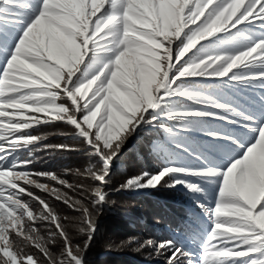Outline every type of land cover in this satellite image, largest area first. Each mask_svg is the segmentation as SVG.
I'll use <instances>...</instances> for the list:
<instances>
[{"label":"snow or ice","instance_id":"1","mask_svg":"<svg viewBox=\"0 0 264 264\" xmlns=\"http://www.w3.org/2000/svg\"><path fill=\"white\" fill-rule=\"evenodd\" d=\"M17 25H22L20 38L0 72V264H85L96 217L109 203L105 187L111 162L127 139L142 125L175 137L202 127L206 118L250 119L198 91L197 79L264 85V38L244 31L255 26L264 32V0H0V29ZM54 122L68 125L70 131L61 135L82 138L97 158L98 163L76 172L91 184L72 185L56 174L32 172V160L21 158L22 153L32 157L47 139L31 130ZM257 133L224 172L167 167L121 188H154L164 181L199 192L180 176L222 179L218 204L208 210L215 227L198 264H264V127ZM40 177L81 198L57 187L49 190ZM32 187L49 192L78 216L61 218ZM33 200L42 206L38 214ZM25 217L33 223L26 225ZM62 219L77 222L82 245L73 243ZM36 222L48 223L47 238ZM57 240L63 241L59 256L48 247ZM29 247L38 254L25 251ZM140 247L154 248L158 255L171 251L168 264L191 255L171 241L146 240Z\"/></svg>","mask_w":264,"mask_h":264},{"label":"trees","instance_id":"2","mask_svg":"<svg viewBox=\"0 0 264 264\" xmlns=\"http://www.w3.org/2000/svg\"><path fill=\"white\" fill-rule=\"evenodd\" d=\"M156 129L158 131L146 126L140 131L137 130V133L131 136L134 138L131 147L123 154V149L131 143L129 137L118 156L112 160L114 172L109 174V183L105 187L109 203L102 206L96 217L95 226L101 227L99 231H95L85 252V264H165L160 261L158 254H155L154 248H141L140 245L146 240H154L157 244L171 241L175 248L193 252L196 256L199 254L196 250H202L208 240L211 234L210 218L205 215L204 209L199 205L202 204L200 202L193 201L196 209L190 210L187 206V194L181 189L168 187L164 181L149 191L121 188L122 184L143 173L154 176L164 166L179 162L182 153L173 150L178 148L169 144L160 127L156 126ZM68 131L69 126L63 122L44 124L32 129L33 136L46 135L47 139L36 146L41 150L35 151L32 157L22 153L21 158L32 160L30 169L32 172L56 174L72 185L91 184V181H84L78 177L76 172H83L90 163H98L97 158L89 155L88 147L82 143V138L61 135ZM159 143L162 145H158ZM46 145H69L75 150H53L45 148ZM206 155L215 158L213 164L216 168L219 164L221 167L224 166L225 161L222 159L223 163H220L222 161L218 160L214 153ZM222 157L227 159L226 156ZM38 179L48 184L53 182L46 177ZM167 179L166 177L165 180ZM60 190L73 199L81 198L68 188L61 187ZM210 192L213 191L209 190L207 194L213 198L210 203L213 204L216 196ZM34 194L48 201L61 218L78 216L73 209L49 193L35 190ZM62 223L66 226L73 243L82 245L85 237L79 234L75 226L77 222L73 220L69 223L68 219H62ZM40 225L41 235L47 238L48 223L43 222ZM62 244V240H57L55 244L49 243L48 247L59 256ZM25 251L38 254L34 247L26 248ZM40 258L43 259L42 255Z\"/></svg>","mask_w":264,"mask_h":264},{"label":"rangeland","instance_id":"3","mask_svg":"<svg viewBox=\"0 0 264 264\" xmlns=\"http://www.w3.org/2000/svg\"><path fill=\"white\" fill-rule=\"evenodd\" d=\"M240 27L244 28V26ZM0 31L4 32L3 38L0 39V72H2L9 54L14 48L16 41L20 38L22 25L6 26L3 29H0ZM244 31L245 34L251 36L252 38H264V32L259 31L255 26L248 27L244 29ZM222 35L224 34H217V36ZM183 37L184 33H182L181 39H183ZM81 67H83V65ZM195 83L197 85L198 91L206 95L218 98L221 102L231 105L234 109L240 111L244 115H247L250 119L248 121L235 122L236 118L234 117L230 120L206 118L202 121V127L192 128L188 129L187 131L177 133L175 137H170L162 129V134H164L165 138L168 139L169 144L175 148H178H173V150H179L182 153L180 154L182 156L180 159H178V163L166 165L163 168L159 169L156 174L167 167H176L187 170L189 172L198 173L224 172L232 162H234L236 159L242 158L244 152L246 151V148L248 146H251L256 141V139L258 138L257 128L264 127V103H262V101H264V85H261L260 83H232L227 78H201L197 79ZM159 123L167 124L169 122L161 120ZM146 126L151 127V129H153L154 131H158L156 129V126ZM146 126L142 125L137 130L140 131ZM129 141L131 143L129 144V146L123 149V154L129 147H131L130 145L132 144V141H134V138L132 139V137H130ZM158 145L162 144L159 143ZM206 153H214L215 157L218 160L222 161L220 163H223L224 160V166L221 167L219 164V167L216 168L213 164V160L215 158L207 156ZM222 156H226L227 159H224ZM110 169V173H113L114 171H112V164ZM180 178L186 180L189 183L197 185L200 188L199 192H192L182 184L176 186L177 188L181 189L184 194H187L188 208L190 210H195L196 205L195 203H193V201L200 202L202 204L199 205L204 209L205 215L210 218L208 210L214 211V208L218 204L219 190L222 185V179H218L212 176L200 177L194 175H181ZM48 185L49 190H51L52 187H62L60 185H57L54 181L52 182V184ZM154 188L144 187L139 189L143 191H149ZM35 190L44 192L40 189H36L35 187L31 188V191L33 193ZM209 190L213 191L210 192L211 195L216 196V201L214 200L213 204H210L213 198L207 194ZM24 199L29 200L30 198L25 196ZM31 207L37 214L42 210V206L38 201L35 200L31 201ZM214 219L215 218L213 216L209 220L211 224V232L215 227L213 222ZM24 222L26 225L33 223L32 221H28L27 217L24 218ZM36 223L41 224L43 222ZM52 227L54 229V226ZM100 227L101 226H95V231H99ZM41 228L42 226L40 225V230ZM196 252L199 253L196 256L193 252H187L191 254L190 257L183 258L181 262L183 264H190V261L191 264H198V262H202V250H196ZM155 254H157L156 251ZM171 255L172 252L170 251L165 253L164 255L158 256L162 263L168 264V256Z\"/></svg>","mask_w":264,"mask_h":264}]
</instances>
